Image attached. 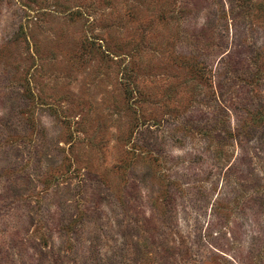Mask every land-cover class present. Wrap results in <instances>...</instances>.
Returning a JSON list of instances; mask_svg holds the SVG:
<instances>
[{
	"label": "rangeland",
	"instance_id": "rangeland-1",
	"mask_svg": "<svg viewBox=\"0 0 264 264\" xmlns=\"http://www.w3.org/2000/svg\"><path fill=\"white\" fill-rule=\"evenodd\" d=\"M0 264H264V0H0Z\"/></svg>",
	"mask_w": 264,
	"mask_h": 264
}]
</instances>
